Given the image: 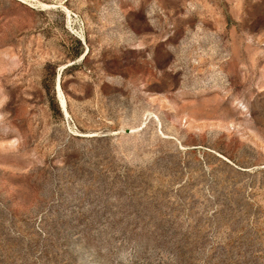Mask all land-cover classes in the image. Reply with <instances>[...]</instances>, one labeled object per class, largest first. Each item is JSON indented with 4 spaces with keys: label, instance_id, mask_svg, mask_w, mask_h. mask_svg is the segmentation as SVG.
I'll use <instances>...</instances> for the list:
<instances>
[{
    "label": "rangeland",
    "instance_id": "obj_1",
    "mask_svg": "<svg viewBox=\"0 0 264 264\" xmlns=\"http://www.w3.org/2000/svg\"><path fill=\"white\" fill-rule=\"evenodd\" d=\"M0 264H264V0H0Z\"/></svg>",
    "mask_w": 264,
    "mask_h": 264
},
{
    "label": "bare ground",
    "instance_id": "obj_2",
    "mask_svg": "<svg viewBox=\"0 0 264 264\" xmlns=\"http://www.w3.org/2000/svg\"><path fill=\"white\" fill-rule=\"evenodd\" d=\"M86 53V52H85ZM84 55V54H83ZM56 92H57V95H58V97H59V103H60V105H59V107H60V110H61V112L62 113H64V114H67V110H66V101H65V99H64V97H63V94H62V92H61V88H60V80L58 79V82H57V84H56Z\"/></svg>",
    "mask_w": 264,
    "mask_h": 264
},
{
    "label": "trees",
    "instance_id": "obj_3",
    "mask_svg": "<svg viewBox=\"0 0 264 264\" xmlns=\"http://www.w3.org/2000/svg\"><path fill=\"white\" fill-rule=\"evenodd\" d=\"M84 53V51H83V47L81 46V45H79L78 44V49L74 52V56L76 57V58H79V57H81V55ZM88 53L86 52V54L84 55V57L82 58V60H84L85 59V57H86V55H87ZM53 107H54V109H55V111L59 114V108H58V106H57V104L54 102V104H53Z\"/></svg>",
    "mask_w": 264,
    "mask_h": 264
}]
</instances>
